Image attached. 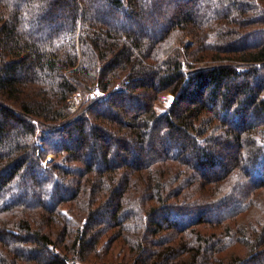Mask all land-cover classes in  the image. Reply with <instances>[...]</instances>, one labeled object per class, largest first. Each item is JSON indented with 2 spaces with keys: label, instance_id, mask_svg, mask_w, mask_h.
Wrapping results in <instances>:
<instances>
[{
  "label": "trees",
  "instance_id": "1",
  "mask_svg": "<svg viewBox=\"0 0 264 264\" xmlns=\"http://www.w3.org/2000/svg\"><path fill=\"white\" fill-rule=\"evenodd\" d=\"M262 220L264 0H0V264H264Z\"/></svg>",
  "mask_w": 264,
  "mask_h": 264
},
{
  "label": "rangeland",
  "instance_id": "2",
  "mask_svg": "<svg viewBox=\"0 0 264 264\" xmlns=\"http://www.w3.org/2000/svg\"><path fill=\"white\" fill-rule=\"evenodd\" d=\"M63 10H64V8L59 9L57 11V15H59L61 12H63ZM94 95L97 97V99H101L100 97H103L102 96L103 95L102 92L100 90H98V89H95ZM83 103H84V96H82L81 93L75 95L72 98L71 103H70V111H71V113H70V119H69L68 122H74V121L77 120L78 117H80L82 115V112L85 109L84 108L85 106L83 105ZM73 142H75V140H73L72 143ZM105 142L107 144H111V141L110 140H105ZM88 155H89V157L92 158V156H94V153L93 152H90V154H88ZM132 156L133 157L130 160L131 162L134 161V160L137 161V162L142 160L141 158H134L135 155H132ZM53 159H54V155H51V156L48 157V161L53 160ZM157 220H160V216L157 217ZM263 221L264 220H262V222ZM150 251H151V249L147 246L145 248V251L143 252V256L144 257H147L149 255V252ZM251 264H257V263H251Z\"/></svg>",
  "mask_w": 264,
  "mask_h": 264
},
{
  "label": "built area",
  "instance_id": "3",
  "mask_svg": "<svg viewBox=\"0 0 264 264\" xmlns=\"http://www.w3.org/2000/svg\"><path fill=\"white\" fill-rule=\"evenodd\" d=\"M102 96H104V94Z\"/></svg>",
  "mask_w": 264,
  "mask_h": 264
}]
</instances>
